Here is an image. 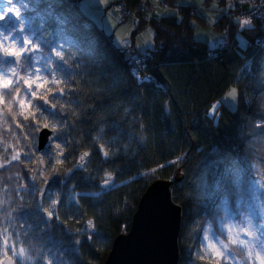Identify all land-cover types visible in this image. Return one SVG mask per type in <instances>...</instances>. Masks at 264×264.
Here are the masks:
<instances>
[{
  "label": "trees",
  "instance_id": "16d2710c",
  "mask_svg": "<svg viewBox=\"0 0 264 264\" xmlns=\"http://www.w3.org/2000/svg\"><path fill=\"white\" fill-rule=\"evenodd\" d=\"M80 1L14 0L35 49L30 68H41L50 82L46 87L65 89L61 95L50 94L48 103L62 109L66 119L57 130L66 132L67 143L60 140L65 149L58 156L62 163L57 164L55 182H36L32 174L39 165L40 129L29 127L19 115L14 91L9 96V90H0L5 101L0 105V237L9 243L19 240L16 252L23 247L25 255L38 257L41 264H103L116 236L130 229L151 182L174 178L173 199L182 206L178 264H217L218 260L254 264L222 229L233 215L244 226L241 214L255 209L253 214L259 215L258 200L264 203L261 24L241 27L222 7L223 0L176 5L179 16H153L139 28H152L154 45L140 69L142 79L112 34L82 11ZM205 8L217 14L203 15ZM194 20L213 26L217 47L195 39ZM240 35L246 40L244 47ZM221 40L223 44L218 43ZM23 63L17 72L22 77L30 69ZM0 64L6 71L14 61L0 56ZM61 64L67 74L56 70ZM150 75L166 90L145 79ZM19 86L20 98L29 100L32 111L38 112L43 102L32 98L23 84ZM232 87L238 92L234 108L221 103ZM219 101L216 120L209 112ZM56 119L48 112L36 116L40 128ZM81 153L89 156L75 170ZM178 157L183 158L177 161ZM70 170L72 175L65 180ZM106 174L111 175L110 187L103 184ZM43 186L50 194L42 200ZM225 208L229 219L221 224ZM47 212L53 216L45 223ZM13 228L17 236H12ZM208 228L211 231L206 233ZM213 231L217 240L229 245V254L216 257L204 250L205 237L210 243ZM9 254L15 264H22L14 252Z\"/></svg>",
  "mask_w": 264,
  "mask_h": 264
},
{
  "label": "snow or ice",
  "instance_id": "6c2138e0",
  "mask_svg": "<svg viewBox=\"0 0 264 264\" xmlns=\"http://www.w3.org/2000/svg\"><path fill=\"white\" fill-rule=\"evenodd\" d=\"M247 3V0H236V4H230L229 10H231L233 7L243 6ZM7 7H0V56L3 57H10L15 60H20L21 58L25 61V67L30 68L29 64V57L31 56L32 52L35 51V49L32 47L31 42L27 37H22V33L25 32V20L22 18V13L19 11L17 7L14 5V0H7ZM243 11L248 12H255L257 11L256 5H249L246 9H242ZM167 15V14H165ZM264 19V17H262ZM241 24V27L245 26H251V19H244V20H238ZM134 23H138L134 21ZM194 26V25H193ZM119 43V41H117ZM219 44H223V40L218 42ZM130 44V41L125 42V45ZM123 46V45H122ZM212 47H217V44H213ZM142 48L145 50V54H147V51L154 48V45L152 44H145L142 46ZM57 56L60 55L59 52L56 53ZM139 62V61H137ZM62 73L67 74L68 69H66L62 64L57 65V69ZM39 69L36 70L37 73H39ZM55 71V70H54ZM14 78L15 79L14 82ZM146 80H150V77H145ZM23 83V86L29 90L28 94L34 98L39 99L43 102L41 107L38 109V112L32 111V105L29 100L26 98H20L19 92H20V83ZM49 81L47 79H44L41 77V75H30L28 77H22L15 71V69H12L10 76H5L2 73H0V90H9L8 94L11 96L12 92L14 91L16 95V101L19 104V115L23 117L24 121H29V127L36 128L37 130L40 129L41 125L38 120H36V116L40 115L43 116L44 112H48L50 116H52L54 119L59 117V119H56V122L51 124V126L48 123H44L42 125L43 129H51V134L46 137V140L49 143H46L44 145V148L50 149V143L54 142L55 140H63L64 143H67L66 140H64V137L66 135V132L64 131H58L57 126L59 124H62L63 121L66 119L62 115V109H57V106L55 104L49 105V95H61L65 92L64 88H60L57 92L54 87H46L49 85ZM56 83H59L57 81ZM40 90H43L42 95L38 94ZM230 98L232 101H235L238 98V92L236 88H232L228 94V97L225 99L227 100ZM4 96L2 93H0V105L4 104ZM223 103V101L221 102ZM219 105H214L212 111L209 112V115H214L216 108H218ZM31 118V120H30ZM34 121V122H33ZM101 132H103V129H101ZM102 147V146H101ZM55 148L59 150L58 155H63V150L61 149V144L57 143L55 145ZM47 154V153H46ZM88 153H83L80 156V160L75 166V170H80L83 167V162L85 161V158L88 157ZM105 159L108 157V153H104ZM183 157H178L177 161L182 159ZM13 159H16V157H13ZM58 163H62L61 160H57ZM165 167L170 166L169 164H165ZM40 175H43L41 172ZM72 175V170L69 171V173L66 174L65 180L69 179ZM108 178H106L103 181V184L105 186H111L110 180L111 175L106 174ZM145 175H148L147 173ZM52 182H55V178H53ZM50 182L48 180H45V184H49ZM31 187L35 189V183L33 182ZM42 193L45 190H41ZM48 194H50V189L48 190ZM87 195V194H86ZM95 195H99V193H96ZM226 200L222 201V204L226 205ZM255 212V209H250L249 213L247 215L241 214L244 219L242 223H246L249 227H258L259 231L258 234L255 236H252L251 238L248 237L247 232H240L236 233L238 239L232 240L231 239V233L229 234V239L233 244H237L240 249L243 251L247 249L248 257L253 258L254 264H264V255L261 253H264V223L256 226L253 224V213ZM22 215V213L20 214ZM8 217L12 216V213L9 212L7 214ZM53 213L47 212L48 219L45 220V223H48V221L52 218ZM260 217L261 219H264V203L260 204ZM7 218V217H6ZM229 219V213L227 209L225 208V215L223 218H221V224H223V220ZM231 219L234 221L235 216L233 215ZM9 223H11V220H9ZM88 227L90 229L94 230V225L92 221H88ZM211 224V222H209ZM206 233L208 231H211V228L204 230ZM223 231V229H222ZM12 236H17V232L15 231V228L12 229ZM212 237L214 240H217L216 233L212 232ZM88 239H91L89 236ZM206 239V237H205ZM247 241V242H246ZM20 242L19 240L13 241L12 243H9L8 240L3 239L0 237V247L5 248L9 252H14L16 255V260L21 261L22 264H41L39 258L37 257L36 260H33V258L30 255H25L26 250L21 247L18 252H16L15 244ZM79 243V242H77ZM209 249L211 250V254L216 257H222L224 253L221 251V249L229 250V245L226 244L223 240H217V243L215 244H209ZM255 248H259V252H255V256L253 257V253ZM203 258V257H202ZM0 264H5L3 259H0ZM217 264H220L219 260L217 261ZM233 264H246V261L242 260L239 262L233 261Z\"/></svg>",
  "mask_w": 264,
  "mask_h": 264
},
{
  "label": "water",
  "instance_id": "95a60500",
  "mask_svg": "<svg viewBox=\"0 0 264 264\" xmlns=\"http://www.w3.org/2000/svg\"><path fill=\"white\" fill-rule=\"evenodd\" d=\"M50 134V128L39 131L40 152L47 149L44 145L49 143L46 137ZM173 183L171 179L151 182L140 198L130 229L116 236L103 264L179 263L182 206L173 199ZM4 262L15 264L11 257L5 258Z\"/></svg>",
  "mask_w": 264,
  "mask_h": 264
},
{
  "label": "rangeland",
  "instance_id": "374dc122",
  "mask_svg": "<svg viewBox=\"0 0 264 264\" xmlns=\"http://www.w3.org/2000/svg\"><path fill=\"white\" fill-rule=\"evenodd\" d=\"M174 1V4L175 6L176 5H187V4H190V3H202L203 0H173ZM224 2V6H222L223 8H225L226 10H228V12L238 21V20H244L246 19V17L242 18V12H241V8H232L231 10H229V5L232 3L231 1L232 0H223ZM105 0H81L80 3H81V7L83 6V10L85 12V14L91 18L97 25H100L101 27H103L107 32L109 33H112L113 34V37L116 41H119L122 42L123 41V38H127L126 42L130 41V43L132 44H136L137 46L135 47H139L140 49H143L142 46L145 45V44H152L151 42V39H152V28L150 26H147L149 27V29L145 30V32L141 33V35H132L131 38L130 36H126V31H127V28L126 27H120L118 26L119 24V20L116 18L115 14H114V8L112 7H109L108 5H106V3H104ZM169 5H171V3L169 2L168 3ZM211 4V3H209ZM14 5L15 7H17L19 9V11L21 12L20 10V7L19 5H17V3L14 2ZM8 4H7V0H0V7H7ZM175 6H170V7H167L165 8L164 6L160 5V4H152L150 6V9L148 11V15H152L155 16V15H158V16H155L157 18H160L162 16H165V14H173V15H177L179 12L178 10L176 9ZM244 8H247V7H244ZM259 13L257 15H253L250 13V19H251V22L256 19V18H253V17H258L261 12L264 13V7L262 8V11L261 10H258ZM129 12V11H128ZM22 13V12H21ZM130 14H132L131 12H129ZM201 13L204 15L205 13L206 14H217L215 12H212L209 10V8H205L204 10L201 11ZM140 18H143L144 14L140 13L139 12V15H138ZM179 16V14L177 15ZM23 18V16H22ZM24 19V18H23ZM209 19L210 21L213 20V17L209 16ZM259 23V24H262L263 21L259 20V19H256L254 21V23ZM239 23V22H238ZM240 24V23H239ZM193 25H194V28H195V31H194V36H195V39L196 40H200V41H205V42H208L209 45L212 47L213 44H217V42L215 43V41H217V37L215 32H214V29H213V26L211 25H208L207 24H202L200 23L199 21L197 20H194L193 21ZM241 26V24H240ZM146 27V28H147ZM247 27V26H245ZM263 32H264V29L263 27L261 26ZM151 29V30H150ZM22 37H27L28 38V35H26V33H22L21 34ZM29 41H30V38H28ZM240 43L241 45L244 47L246 46V40L243 36L240 35ZM263 40H264V36H263ZM23 58H21V62H20V65L17 66V65H12L10 66V72L12 71V69H15L16 72H19V68L21 65H23ZM247 67V63H245ZM22 68V67H21ZM7 69V70H9ZM39 69L38 67H36V69L34 71H28V73H26L24 75V77H28L30 75H36V74H39L41 75L42 77V74L41 72L39 71V73L36 72V70ZM6 71H1L0 70V73H2L3 75L5 76H10V73H8ZM41 70V69H39ZM43 78V77H42ZM15 79H18V78H14V82H15ZM21 84L22 81H21ZM233 88V87H232ZM230 88L226 94L224 95V97L222 98L221 101L225 102L229 107L231 108H234L237 106V103H238V98L235 100V101H232L230 98H228L227 100L225 99L226 97H228V94L230 92V90L232 89ZM216 102L212 105L210 111H212L213 109V106L214 105H219V103L221 102ZM217 112V108L215 110V114L214 115H211L213 117H215V119L217 120L218 119V114L216 113ZM38 136H39V133H38ZM59 143L61 144V149L63 150L64 152V145L63 143L58 140V141H54L51 143V147L50 149L53 147V149H51V151L49 152V149H46L44 150L43 152H40L39 151V154H40V158H39V162H38V168L35 170L33 168V174H32V177L34 178V180L36 182L40 181L42 182L43 184H45V180H48L50 183L52 182L53 178L56 177L57 175V169H58V162L57 160L59 159V155H58V152L59 150H57L55 148V145ZM47 153V154H46ZM83 154V153H81ZM16 157V156H15ZM18 158V157H16ZM16 160V159H14ZM12 162H15L12 160ZM43 173V175H40V173ZM172 181H175L174 178L171 179ZM111 183V182H109ZM45 185H48V184H45ZM174 185V183H173ZM45 186H43V190H44ZM173 189V187H172ZM47 191L45 190L43 193L41 192V199L43 200L44 198H47ZM260 203H261V200H258V204L257 206H260ZM55 204V201H53V205ZM53 207V206H52ZM258 212H260V207L258 208ZM253 219V224L258 226L262 223H264V219H262V221H258L256 223V221L254 220V218L252 217ZM182 225V223H181ZM226 229V232L227 234L229 235L230 233L232 234L231 235V239L232 240H236L238 239L236 233H240V232H247L248 233V237L251 238L252 236H255L258 234V227H249L247 224H245L244 226L240 225V224H237L235 221L231 220L228 224V226L226 227H223V230ZM211 237V236H210ZM211 242L209 243V239H205V244L204 245V250L206 252L210 251L208 245L209 244H215L217 243V240H214V239H211L210 240ZM247 242V241H246ZM237 245V244H236ZM221 251L227 255L229 254L228 250H224V249H221ZM245 251H247V249H245ZM260 249L259 248H255L254 250V253H253V257L255 256V252H259ZM262 255H264V253H261ZM7 257H11L12 259H14V256L9 254V252L1 247V253H0V259H5Z\"/></svg>",
  "mask_w": 264,
  "mask_h": 264
},
{
  "label": "built area",
  "instance_id": "2783aa9c",
  "mask_svg": "<svg viewBox=\"0 0 264 264\" xmlns=\"http://www.w3.org/2000/svg\"><path fill=\"white\" fill-rule=\"evenodd\" d=\"M147 1L148 0H139L138 6L135 9L129 10V12H131L132 14H130L129 12L127 14L131 17L133 22L134 21L139 22L140 17L138 16L137 11L145 9ZM154 1H160V0H154ZM231 2H232L231 4H236V0H232ZM249 5H256L257 9L262 11V8L264 7V0H247V3L245 5L233 7V8H236V9L241 8V12H242V9H246L244 7H248ZM250 13L253 15H257L259 13V11H255V12L243 11L241 16H242V18L246 17L247 19H250ZM121 15H122V13H121ZM262 17H264V13L261 12V14L258 17H253V18H256V19L263 21L261 26L264 29V19H262ZM256 19H254V20H256ZM142 60H144V58H140L137 61H142ZM137 61H135V62L138 63Z\"/></svg>",
  "mask_w": 264,
  "mask_h": 264
},
{
  "label": "bare ground",
  "instance_id": "6f19581e",
  "mask_svg": "<svg viewBox=\"0 0 264 264\" xmlns=\"http://www.w3.org/2000/svg\"><path fill=\"white\" fill-rule=\"evenodd\" d=\"M116 0H105V2L104 3H106V5H108L109 7H114L112 4L115 2ZM153 4V3H152ZM147 11H149V10H147ZM131 21H132V19H131V17L130 16H128L126 19H125V23H122L121 22V24H119L118 26H120V27H129V25H130V23H131ZM135 29H137L136 27L134 28V27H131L130 28V30H135ZM123 49H124V51L130 56V58H134V61H137L138 59H139V53H136V52H138L137 50H133V49H131V47L129 46V45H124V47H123ZM150 78L152 77V76H149ZM153 82H155L156 83V85L157 86H159V87H161V88H163L164 90H166V88H165V85L163 84V83H161V82H158V81H156V80H152Z\"/></svg>",
  "mask_w": 264,
  "mask_h": 264
}]
</instances>
